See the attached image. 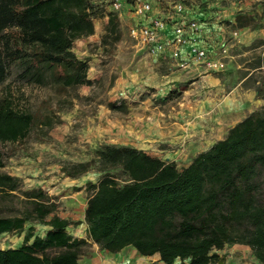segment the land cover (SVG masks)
Segmentation results:
<instances>
[{"label":"trees","instance_id":"1","mask_svg":"<svg viewBox=\"0 0 264 264\" xmlns=\"http://www.w3.org/2000/svg\"><path fill=\"white\" fill-rule=\"evenodd\" d=\"M108 4L0 0V169L3 145L25 141L36 127L59 123L54 115L21 106L23 87L63 95L92 85L88 63L76 57L73 46L93 35L100 16L106 17L100 45L118 41V15ZM257 5L264 17V1ZM258 25L250 14L234 16L238 29ZM254 91L264 101V78ZM108 107L120 109L113 103ZM92 166L100 178L85 187L91 192L83 212L85 239L68 233L72 222L57 215L51 196L41 188L21 191L19 179L0 170V201L20 194L25 205L20 216H0V235L20 234L26 222L47 227L42 237L28 227L20 246L0 249V264H78L91 244L111 254L129 247L162 264H223L216 252L241 245L264 264V105L185 167L130 146L104 145L94 160L61 171L78 178Z\"/></svg>","mask_w":264,"mask_h":264},{"label":"rangeland","instance_id":"2","mask_svg":"<svg viewBox=\"0 0 264 264\" xmlns=\"http://www.w3.org/2000/svg\"><path fill=\"white\" fill-rule=\"evenodd\" d=\"M102 1L107 8L109 0ZM261 1L264 0H150L151 16L168 19L172 15L169 22L180 19L172 12L175 4H181L182 20L197 22L199 30L207 34L199 43L209 52L226 49L225 67L218 72L193 63L180 68L168 52L150 56L128 35L134 20L126 7L118 14V41L102 47L100 39L106 17L96 18L93 35L73 46L76 57L88 63L87 76L92 85L63 95L47 88L23 87L20 105L30 111L38 110L42 115H54L59 123L50 129L36 127L25 141L3 145L4 166L0 170L18 178L21 191L41 188L58 204L57 215L72 222L67 227L68 233L86 238L83 212L91 192L85 187L87 182L95 184L100 173L92 166L80 177L69 178L61 168L92 161L101 146L118 145L122 134H129L115 125L112 128L110 122L122 125L123 120L147 122L153 115L162 117L160 112L175 113L178 102L192 98L203 102L195 112L209 117L219 126V132L223 123V130L227 132L230 126L264 105V101L256 99L254 91L264 78V17L257 5ZM237 13L252 15L258 27L236 28ZM110 103L120 109L111 111ZM188 159L163 157L179 168ZM116 174L118 182L123 183V177ZM24 208L22 197L16 194L12 201H0V216H20ZM28 227L40 237L47 229L34 222H26L25 230ZM25 230L20 234L0 235V249L20 246ZM95 253L90 245L85 257L89 259ZM216 253L223 258V264H259L250 250L241 245L226 246ZM147 262L141 263L157 264L158 260Z\"/></svg>","mask_w":264,"mask_h":264},{"label":"crops","instance_id":"3","mask_svg":"<svg viewBox=\"0 0 264 264\" xmlns=\"http://www.w3.org/2000/svg\"><path fill=\"white\" fill-rule=\"evenodd\" d=\"M202 31L203 32L199 30L196 36L199 42L207 37L206 32L204 30ZM199 45L204 47L203 43H199ZM166 52L170 55L168 50ZM183 56H185V52ZM194 100L192 98H185L181 102H178L179 108H177L175 113L166 114L160 112L162 117L157 118L153 115L154 117H149L150 120L147 122L140 120L141 122H132L134 123L132 124L128 123L129 121L123 120V123L125 122L123 125L120 123L115 124L114 121L110 122L112 128L115 125L118 128L120 127L124 133H129L122 134V139L120 143L118 142V145L130 146L142 150L146 154L158 157L162 160L164 156L182 159L189 157L188 161L181 166L185 167L193 157L207 150L212 144L216 141L222 140L226 135V130H223V123H220V121L217 120L221 125V132H219V126H216L215 122L209 117L204 118L202 113L199 114L194 111V109L201 107L203 103L195 102ZM200 115L201 117L196 118ZM136 119L137 118H134L133 121H137ZM141 123H143L142 126ZM198 125L201 127L198 128ZM231 127L232 126L229 128ZM216 130L218 131L216 132ZM113 143H115V141H113ZM166 161L170 162L171 160ZM85 206L86 203L84 209ZM73 237L82 238L78 236ZM91 246L97 251V253L89 259H87L88 257H85V255L81 256L78 260V264H135V262L136 264L137 262H139L138 264H142V261L148 263L147 261L149 260H158L156 256H140L133 249L130 250L129 247L124 248L119 253L111 254L99 251L94 244H91ZM157 264L162 263L158 261Z\"/></svg>","mask_w":264,"mask_h":264},{"label":"built area","instance_id":"4","mask_svg":"<svg viewBox=\"0 0 264 264\" xmlns=\"http://www.w3.org/2000/svg\"><path fill=\"white\" fill-rule=\"evenodd\" d=\"M127 4V5H126ZM125 7L134 23L128 29V35L144 47L150 56H159L167 50L180 68H187L190 63L204 65L210 71H222L225 67L226 49L218 53L209 52L199 45L196 37L199 28L195 21L184 22L181 18L183 6L175 4L172 14L179 20L161 19L151 16L150 0H109L110 11L120 14ZM185 52V56L184 55Z\"/></svg>","mask_w":264,"mask_h":264}]
</instances>
